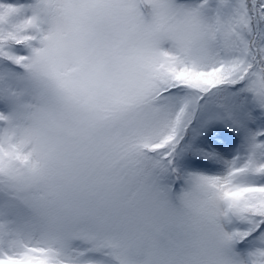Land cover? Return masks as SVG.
<instances>
[{"label": "snow or ice", "instance_id": "obj_1", "mask_svg": "<svg viewBox=\"0 0 264 264\" xmlns=\"http://www.w3.org/2000/svg\"><path fill=\"white\" fill-rule=\"evenodd\" d=\"M0 264H264V0H0Z\"/></svg>", "mask_w": 264, "mask_h": 264}, {"label": "clouds", "instance_id": "obj_2", "mask_svg": "<svg viewBox=\"0 0 264 264\" xmlns=\"http://www.w3.org/2000/svg\"><path fill=\"white\" fill-rule=\"evenodd\" d=\"M169 46L176 47L184 51H191L194 54V49L186 45V41L194 39L205 40L215 39L221 46H227L235 37L230 29H222L209 36L206 28H197L192 24H185L174 33H168L161 38Z\"/></svg>", "mask_w": 264, "mask_h": 264}, {"label": "rangeland", "instance_id": "obj_3", "mask_svg": "<svg viewBox=\"0 0 264 264\" xmlns=\"http://www.w3.org/2000/svg\"><path fill=\"white\" fill-rule=\"evenodd\" d=\"M12 2H16V0H13ZM190 2V1H189Z\"/></svg>", "mask_w": 264, "mask_h": 264}]
</instances>
